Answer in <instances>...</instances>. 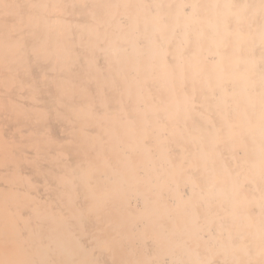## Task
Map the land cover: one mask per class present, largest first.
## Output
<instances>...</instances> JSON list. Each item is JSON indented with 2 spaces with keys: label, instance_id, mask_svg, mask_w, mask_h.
<instances>
[{
  "label": "bare ground",
  "instance_id": "bare-ground-1",
  "mask_svg": "<svg viewBox=\"0 0 264 264\" xmlns=\"http://www.w3.org/2000/svg\"><path fill=\"white\" fill-rule=\"evenodd\" d=\"M0 264H264V0H0Z\"/></svg>",
  "mask_w": 264,
  "mask_h": 264
}]
</instances>
